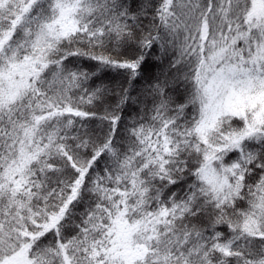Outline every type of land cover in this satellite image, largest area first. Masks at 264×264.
<instances>
[{"label": "snow or ice", "instance_id": "obj_1", "mask_svg": "<svg viewBox=\"0 0 264 264\" xmlns=\"http://www.w3.org/2000/svg\"><path fill=\"white\" fill-rule=\"evenodd\" d=\"M0 264H264V0H0Z\"/></svg>", "mask_w": 264, "mask_h": 264}]
</instances>
